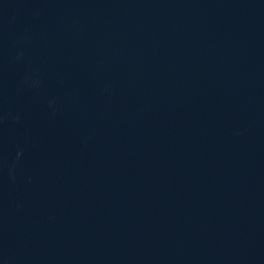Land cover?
<instances>
[{"label": "water", "instance_id": "95a60500", "mask_svg": "<svg viewBox=\"0 0 264 264\" xmlns=\"http://www.w3.org/2000/svg\"><path fill=\"white\" fill-rule=\"evenodd\" d=\"M0 264H264V0H0Z\"/></svg>", "mask_w": 264, "mask_h": 264}]
</instances>
